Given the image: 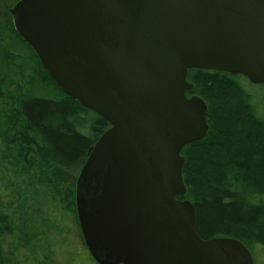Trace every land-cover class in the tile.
Returning a JSON list of instances; mask_svg holds the SVG:
<instances>
[{
  "label": "water",
  "instance_id": "water-1",
  "mask_svg": "<svg viewBox=\"0 0 264 264\" xmlns=\"http://www.w3.org/2000/svg\"><path fill=\"white\" fill-rule=\"evenodd\" d=\"M15 29L57 86L110 127L77 181L99 264H254L233 237L204 239L183 148L209 131L189 69L264 83V0H19Z\"/></svg>",
  "mask_w": 264,
  "mask_h": 264
},
{
  "label": "trees",
  "instance_id": "trees-1",
  "mask_svg": "<svg viewBox=\"0 0 264 264\" xmlns=\"http://www.w3.org/2000/svg\"><path fill=\"white\" fill-rule=\"evenodd\" d=\"M0 53L8 71L5 89L0 79V99L11 98L0 101V261L4 262L5 248L16 251L22 246L31 256L44 250L43 237L26 220L31 208L54 224L77 216L81 168L110 123L57 86L15 29L12 16L0 23ZM23 56L34 64L38 87L28 82L32 87L27 89L21 82L18 68ZM242 77L189 69L193 89L187 95L206 101L210 127L202 140L182 150L187 193L177 198L194 204L197 229L204 239L233 237L251 249L255 243L264 246V116ZM13 85L28 92H15Z\"/></svg>",
  "mask_w": 264,
  "mask_h": 264
},
{
  "label": "rangeland",
  "instance_id": "rangeland-1",
  "mask_svg": "<svg viewBox=\"0 0 264 264\" xmlns=\"http://www.w3.org/2000/svg\"><path fill=\"white\" fill-rule=\"evenodd\" d=\"M14 2L15 0H0V23L4 19L10 21L11 9L15 5ZM7 39H9L8 41L10 43V38ZM17 49L19 51L20 48H16V50ZM24 56H26V53ZM24 56L19 64L22 67L18 68L22 73L21 82L26 84L25 87H27V89L32 87L31 84L27 86L28 82H31L33 83V86L38 87L39 79L34 74V72H32V69H34V64L29 60H24ZM28 65H30V67ZM4 66L5 65L0 62V79L2 80L0 81L1 85L4 83L5 89L6 81L8 80V71H6ZM11 70L15 71L14 68ZM241 79L244 87L252 95L254 103L258 106V112L264 116V84L253 83L246 76H243ZM10 86L11 85H9V87ZM40 86H43L41 82ZM12 89L13 91L17 90L15 92L19 93L28 92L26 88L22 89L18 85H13ZM49 95L53 96L54 91L51 90ZM10 99L11 98L5 97L4 99H0V101L4 102L7 100L9 101ZM69 173L74 178H77V175L72 171H69ZM30 210L31 214L26 216V220L30 222L29 228H33L34 233H39L40 236L43 237V242L41 241V247L44 250L41 249L40 252L36 250L33 256H31L29 255L30 253L22 246H18V249L20 248V252H18V249L16 251L15 249L11 251L10 249L5 248V261H0V264H22L26 262L31 264H97L84 248L85 244L77 216L74 215L70 217V220L66 218H60V221L57 222L59 224L58 225L54 224V220L50 219V217H48L46 214H43L39 210L36 211V208H31ZM19 222L21 221L19 220ZM250 251L253 256L254 264H264L263 245L255 243L252 245ZM37 253H39V255ZM12 260L14 262H11Z\"/></svg>",
  "mask_w": 264,
  "mask_h": 264
},
{
  "label": "flooded vegetation",
  "instance_id": "flooded-vegetation-1",
  "mask_svg": "<svg viewBox=\"0 0 264 264\" xmlns=\"http://www.w3.org/2000/svg\"><path fill=\"white\" fill-rule=\"evenodd\" d=\"M76 213H77V208H76ZM77 217H78V215H77ZM79 225H80V224H79ZM80 229H81V226H80ZM81 232H82V229H81ZM82 236H83V241H84V244H85L84 248L87 250V253L90 255V251H89L88 246H87V244H86V241H85V238H84L83 232H82ZM90 257H91V256H90ZM93 260H94V259H93ZM94 262L97 263L96 260H94ZM97 264H98V263H97Z\"/></svg>",
  "mask_w": 264,
  "mask_h": 264
}]
</instances>
